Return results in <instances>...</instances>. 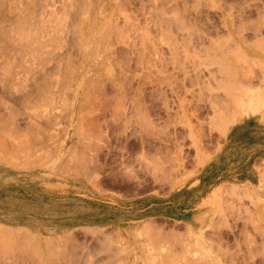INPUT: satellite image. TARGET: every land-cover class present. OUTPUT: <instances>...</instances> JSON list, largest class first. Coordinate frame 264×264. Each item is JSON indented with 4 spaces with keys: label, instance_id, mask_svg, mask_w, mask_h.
<instances>
[{
    "label": "rangeland",
    "instance_id": "obj_1",
    "mask_svg": "<svg viewBox=\"0 0 264 264\" xmlns=\"http://www.w3.org/2000/svg\"><path fill=\"white\" fill-rule=\"evenodd\" d=\"M263 44L264 0H0V264H264Z\"/></svg>",
    "mask_w": 264,
    "mask_h": 264
},
{
    "label": "bare ground",
    "instance_id": "obj_2",
    "mask_svg": "<svg viewBox=\"0 0 264 264\" xmlns=\"http://www.w3.org/2000/svg\"><path fill=\"white\" fill-rule=\"evenodd\" d=\"M262 18V17H261ZM42 20V19H41ZM46 21V20H45ZM42 23V22H41ZM48 24V23H47ZM37 26V25H36ZM49 27V26H48ZM52 28V27H51ZM61 28V27H60ZM48 29V28H47ZM61 34V33H60ZM41 37V36H40ZM39 42V41H38ZM254 42V41H253ZM253 42H252V44H253ZM40 43V42H39ZM255 44V43H254ZM46 45V44H45ZM186 45V44H185ZM249 45V44H248ZM262 45V44H261ZM264 45V44H263ZM255 46V45H254ZM257 46V48H258V45H256ZM260 46V45H259ZM43 47V46H42ZM261 47H263V46H261ZM220 48V47H219ZM259 49V48H258ZM263 49V48H262ZM34 52V51H33ZM82 58V57H81ZM240 61V60H239ZM243 61H244V58H243ZM246 63V62H245ZM259 63L257 62V65H258ZM198 66V65H197ZM219 69H221V67L219 68ZM232 75V74H231ZM236 75V74H235ZM238 76V75H237ZM231 78V77H230ZM250 84V83H249ZM251 86V85H250ZM48 93V92H47ZM245 94V93H244ZM45 95H46V93H45ZM48 95V94H47ZM241 96L239 95V98H240ZM69 99H70V97H69ZM70 101V100H69ZM66 102H68V101H66ZM233 104V103H232ZM43 106V105H42ZM243 109V108H242ZM243 110H245V108L243 109ZM242 117V116H241ZM231 119V118H230ZM21 141V140H20ZM18 147V146H17ZM174 164H175V162H174ZM173 165V164H172ZM174 167H175V165H174ZM245 192H247V191H245ZM248 193V192H247ZM252 194V193H251ZM1 225V224H0ZM28 232V231H27ZM23 237V236H22ZM25 237V236H24ZM45 237V236H44ZM28 239V238H27ZM24 241H26V242H28L27 240H24ZM31 241V240H30ZM65 242V241H64ZM28 244H30L29 242H28ZM3 246V245H2ZM10 246V245H9ZM11 247V246H10ZM35 247H36V245H35ZM63 248V247H62ZM34 249H36V248H34ZM32 251V250H31ZM29 252V251H28ZM47 252H48V250H47ZM31 253H33V252H31ZM35 254H37V253H35ZM34 254V255H35ZM50 254V253H49ZM51 255V254H50ZM37 256V255H36ZM213 263V262H212ZM211 263V264H212ZM43 264V263H42Z\"/></svg>",
    "mask_w": 264,
    "mask_h": 264
}]
</instances>
